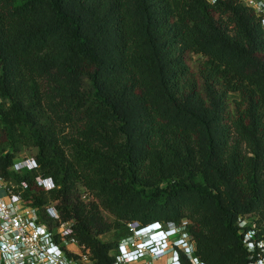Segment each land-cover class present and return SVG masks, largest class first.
Returning a JSON list of instances; mask_svg holds the SVG:
<instances>
[{
  "label": "trees",
  "instance_id": "obj_1",
  "mask_svg": "<svg viewBox=\"0 0 264 264\" xmlns=\"http://www.w3.org/2000/svg\"><path fill=\"white\" fill-rule=\"evenodd\" d=\"M0 98V176L95 264L153 223L203 264L264 256L244 243L264 240V23L242 0H0Z\"/></svg>",
  "mask_w": 264,
  "mask_h": 264
},
{
  "label": "built area",
  "instance_id": "obj_2",
  "mask_svg": "<svg viewBox=\"0 0 264 264\" xmlns=\"http://www.w3.org/2000/svg\"><path fill=\"white\" fill-rule=\"evenodd\" d=\"M242 1L262 15L264 23V0ZM37 168L35 157L20 153L10 170L21 174L25 170ZM38 183L46 190L55 188L53 181L44 177H39ZM26 188L25 182L17 185L0 176V264H95L91 251L71 238L73 221L63 222L55 207L48 205L45 207L46 216L56 223L54 229L50 228L42 221V208L35 207L32 201L25 197ZM240 226L245 227L243 219ZM137 232L141 231H135L136 235L139 234ZM125 241L128 239L118 247L117 261L120 264L143 261L155 264L165 256V253L157 251L146 256L144 251L138 248V243ZM263 242L256 239L254 230H249L245 234L244 243L249 251L257 248L264 251ZM130 246L133 247V251L130 250ZM194 260L193 264H197L198 260L196 258ZM175 261L176 258L172 264H177ZM250 264H264V256L259 255L258 259Z\"/></svg>",
  "mask_w": 264,
  "mask_h": 264
},
{
  "label": "clouds",
  "instance_id": "obj_3",
  "mask_svg": "<svg viewBox=\"0 0 264 264\" xmlns=\"http://www.w3.org/2000/svg\"><path fill=\"white\" fill-rule=\"evenodd\" d=\"M159 225H161V223H159ZM167 226L168 227L164 229L161 225V230L164 232L163 234L156 236H150L148 234L141 242H137L138 248H141L146 256H149V254L155 251L165 253L166 255V250H171L173 256H171L170 264L174 263L175 258V263L182 264L179 258L177 247L181 246L182 249H185L186 247L192 250L191 253H193L194 245L187 239L185 233L182 232V227L171 225ZM130 250L133 251V248H130Z\"/></svg>",
  "mask_w": 264,
  "mask_h": 264
},
{
  "label": "rangeland",
  "instance_id": "obj_4",
  "mask_svg": "<svg viewBox=\"0 0 264 264\" xmlns=\"http://www.w3.org/2000/svg\"><path fill=\"white\" fill-rule=\"evenodd\" d=\"M199 61H200V57L199 56L187 55V62L191 66L192 69L197 70V68L199 66ZM23 153L25 154V156L35 157L37 152H36L35 149H31V150H26ZM81 198L83 200L92 199L91 196L89 195V192H86V191H83L82 192ZM103 214L106 215V216H108V213L107 212H104ZM243 220L245 221V225H246V220L245 219H243ZM249 220H252L253 221V217L250 216ZM44 221L52 229H54V227L56 226V223L54 221H50V219L48 217L46 219H44ZM161 225L163 226L164 229H166L168 227L167 225H164L162 223H161ZM181 226H183V224ZM253 227H257L256 224L253 225ZM262 227H264V222L262 223ZM254 232L257 233V231H254ZM138 233L139 234L142 233V235L139 236ZM137 234L138 235H136L135 232H134V236L131 237L130 239H128V241H125V242H127V243H130V242H134V243L141 242L143 240V238L148 235V231L137 232ZM99 238L102 241H112L115 238V233L114 232L106 233V234L101 235ZM259 241H264V240H259ZM123 242L124 241H121L120 244L123 243ZM130 247L133 248L132 246H130ZM194 247H195V245H194ZM75 249H78V248L75 247ZM191 251L192 250H190V249H188L186 247L184 249L185 254L191 259V262L193 264V262H195V260H194V257H192ZM112 253L118 254L117 253V250L113 251ZM171 256H173L172 251L171 250H166V255L164 257H162L161 260H158V262L155 263V264H170ZM133 264H147V262L146 261H143V262H136V263H133ZM197 264H203V263L200 260H198V263Z\"/></svg>",
  "mask_w": 264,
  "mask_h": 264
}]
</instances>
